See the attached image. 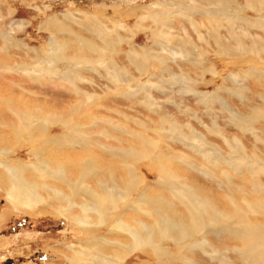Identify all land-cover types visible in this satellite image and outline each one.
Instances as JSON below:
<instances>
[{
  "label": "rangeland",
  "instance_id": "obj_1",
  "mask_svg": "<svg viewBox=\"0 0 264 264\" xmlns=\"http://www.w3.org/2000/svg\"><path fill=\"white\" fill-rule=\"evenodd\" d=\"M248 1L252 10L247 9ZM50 20L54 24H49ZM261 21H264V0H0V100L11 99L8 107L0 103V152L8 153L0 155V163L6 165L0 166V264L4 257L13 259V264H69V258L86 245L106 258L122 259L112 258V264L186 263H168L167 257L154 258L147 247L126 252L125 247L133 245L132 239L140 238L139 230L156 218L151 215L148 222L131 205L121 208L120 204L113 214L109 213L108 220L127 226L128 236L122 235L124 230L115 228L114 224L111 230L108 222L107 228L95 225L91 214L93 219L87 222L85 231L96 232L92 233V238L97 239L96 248H92L91 242L85 243L88 236H82L72 227L74 222L67 224L58 215L53 199L49 200L54 204L50 206L43 193H48L47 189L42 188L49 184L48 180L44 177L37 183L38 175L32 174L28 166L34 163L32 151H40L39 146L27 141V135L14 140L13 120L33 114L53 118L65 115L63 125L73 128L70 137L84 143L96 139L104 149L107 138L128 140L139 153L141 145L131 141L133 137L151 149L155 147L147 158L135 161L133 171L145 183L144 192L158 197L162 194L158 183L163 165L169 163L178 172L185 170L172 161V153L194 155L178 142L181 140L177 136H170L171 131L165 126L160 128L165 135L161 134L160 119L177 125V133L186 137L190 128L199 136L208 137V147L200 140L191 149L212 162L209 164L194 155V164L198 165L188 172L191 182L182 179L174 168H165L161 176L167 179V186L171 185L169 192L181 193L168 181L170 176H165L166 172L186 186L201 190L196 194L198 199L209 198V208L223 214L224 230L210 233L202 230L204 234L195 239L193 235L178 245L162 238L158 245L170 251L171 258L180 257L178 260H189L190 264H264V242L241 235L235 229L238 222L264 229V212L260 211L264 206V145L261 141L254 144L250 132L242 135L237 129L239 119L250 116L253 109L260 115L264 113V53L259 48L264 44V23ZM112 39L119 41L117 45ZM104 41L114 43L107 46ZM241 44L253 53L243 52L244 48L241 51ZM95 47L98 53L93 50ZM132 52L146 58L145 74L129 59ZM55 54L60 56L57 63L53 60ZM100 54L104 56L102 60ZM103 60L106 61L102 63ZM120 69H125L123 75ZM114 70L118 77L111 76ZM57 126L47 131L48 140L39 160L52 172L60 166L65 173L75 172L77 179L81 177L86 182L91 173L88 159L68 158L59 145L48 146L54 133L66 135ZM218 128L226 138L234 135L241 140L245 162L231 159L239 151L235 149L232 154L212 136ZM254 128L263 140L264 119L256 122ZM251 144L255 145L252 146L255 153L250 149ZM158 152L164 154L163 158ZM113 153L118 157L126 155V151ZM152 156L161 158V163L147 162ZM258 161L263 163L262 167L257 165ZM6 168L14 169V175L9 178L14 185L25 192L33 190L30 213L8 202L2 181ZM94 168L99 176L102 166L96 162ZM122 169L109 167L114 188H122L117 184ZM204 169L208 178L203 175ZM150 200L156 205L155 198ZM181 200L184 201L177 197L172 205L166 203L171 207L168 209L183 214L185 206L178 203ZM143 205L137 209L141 213L152 208L150 204ZM77 210L71 216L80 217L82 212ZM129 218L135 219L134 222L141 220L143 225ZM192 239L199 247L190 251L186 242ZM178 246L183 251L181 255L176 250Z\"/></svg>",
  "mask_w": 264,
  "mask_h": 264
},
{
  "label": "bare ground",
  "instance_id": "obj_2",
  "mask_svg": "<svg viewBox=\"0 0 264 264\" xmlns=\"http://www.w3.org/2000/svg\"><path fill=\"white\" fill-rule=\"evenodd\" d=\"M248 4H250V7L246 4L247 9L252 10L253 6L251 5V2L248 1ZM261 23H264V21H261ZM49 24H54L53 20H50ZM195 26H197V25H195ZM106 35L107 34H105V36ZM112 40L114 41L115 39H112ZM253 41L255 42L256 40H253ZM116 42L118 43L119 41L115 40V43ZM113 43L114 42L110 41V42H105L104 44L105 45L107 44V46H108V45H112ZM117 43H116V45H117ZM261 43L262 42H260V44ZM260 44H258V45H260ZM263 45L264 44H262V46ZM262 46H260L259 48L264 53V46L263 47ZM246 47L247 46H244L241 44L240 50L242 51L243 48H244V50H246ZM218 48H219V46H218ZM57 50H58V48H57ZM93 50L95 52L98 51V49L96 47H95V49L93 48ZM247 51H248V53H251V54L253 53V51H251L249 49L246 51H243V52H247ZM59 53H60V51L58 52V54ZM99 56L101 57V60L104 58V56L101 54ZM128 56H129V59L135 65V67L139 71H141L143 74L144 73V66L146 65V63H145L146 58L144 59V57H141L138 54H135L134 52L130 53ZM100 57H99V59H100ZM75 59H73V60L75 61ZM53 60L55 63H57L58 60H60V56L55 54V56L53 57ZM76 60H78V59H76ZM74 61H72V62H74ZM89 61H88V63H90ZM105 61L103 60L102 63H104ZM153 62H155V61H153ZM77 63H79V62H77ZM120 70H121L120 75H123L125 72V69H120ZM115 71L116 70L111 72V76H117ZM145 73H146V69H145ZM183 79H184V77H183ZM177 80H179V79H177ZM144 87L146 88L145 85H144ZM0 103H3L4 106L8 107V105H10V103H11V99L9 101H6V102L0 100ZM226 112L228 113L229 111H226ZM64 119H66L65 115H63L61 117L56 116L55 118H53V117H40L38 114H33L31 116H18L13 120V123H12L13 131H12V133H13V137H14L15 141L19 140L24 135H27L28 136V138L26 139L27 141L33 142L34 144L36 143L39 146L40 151H34V150L32 151V153L34 154V155H32L33 159H34V163L33 164L31 163L30 165H28L30 167L32 174L38 175L36 177L37 183H40V181H42V179L44 177L48 180L49 184L42 186V188L47 189L46 191L48 192V193H46L43 191L44 195L48 198V201L50 199H53L55 201V205L57 206L56 209L58 211V215H60V217L67 224H72L74 222L75 224L73 223L74 226H72V227H74L76 229V231L77 230L80 231L82 236L84 234L86 236H88L85 238L86 240L84 242L85 243L91 242L92 248H94V247L96 248L97 239L92 238V235L96 234V232H91V233L87 234V232H89V231H85V229H88V226H89V225H87V222L90 223L92 221V220H90V218H92V216H93L94 220L96 222L95 225L98 224V225H101L100 227L107 228L108 227L107 222L109 224L111 223L108 221L109 216H110L109 213H112L117 208H119L120 204H122L121 208L134 206L136 208L137 214L146 218V220L148 222H149L151 215H156L155 220H151L149 222V224H151V225H149V226L144 225L145 227H143L142 229L139 230V236L142 240H140V238H133L132 242H131L133 245H131L130 247L126 246L125 247L126 252L127 251H133L135 248L139 250L142 247H147L153 253L154 258L167 257L168 263L169 262H172V263L186 262L184 264H187V263L190 264L188 262L189 260H185V261L178 260L180 257L178 259L171 258L170 254H169L170 251H168L166 248H162L161 246L158 245L160 242H162L161 241L162 238L165 239L166 241H172L178 245V244H184L185 240L191 239V237L193 235H195V237H194V239H195L199 235L204 234V233H201L202 230H204L205 232L208 231L209 233L224 230L223 214L212 211L209 208V198H206L204 200H201V199L199 200L198 196L196 194L198 192L200 193L201 190L195 189V188H190V187L186 186L184 183H182L181 179H179L175 175H172V174L169 175V173L166 172L165 176H170V179L168 181L173 183L174 186L178 187V190L181 193H177V191L169 192L170 191L169 187H171V185L167 186V184H165L167 179L163 178L161 176L164 174L165 168H167L169 170L174 168V166L169 167V163H167V165H165L166 164L165 163L163 165V167L161 168V170L159 171L161 178L159 177V183L158 184L161 183L160 184L161 185L160 190H162V194H160V196L158 197L156 194L150 195V192H144L142 186H143V184L145 185V183L143 181L140 182L138 180L135 172L133 171V169H134L133 165L135 164V161L139 160L140 158L145 159L150 154H152L155 147L151 149L147 145L143 144L142 140L137 138V137H133V139L131 141L138 142L141 145V148H142L141 153H139L137 151L136 146L133 143H130L128 140H124L123 142H121V141L116 140V139L112 140L111 138L110 139L107 138L105 149H104L103 144L99 143L98 140H96V139L93 140L92 142L84 143V142H81L80 140H78L77 138L70 137V135L73 132V128L71 126H68V125H63V123H65V121H66ZM262 119H264V113L260 115V113H258L255 109H253V112L250 116H248V117L246 116V117H244V119H239V124H238L237 129L239 130V132L242 135H243V132H245V131H246L245 133L250 132L251 133V139H252V142L254 144L261 141L260 144L264 145V139L261 140L260 134L256 133L255 132L256 130L254 128V124L258 121H261ZM160 120H161V123H159L160 125L158 126L159 130H160V128H163L165 126V128H167L169 131H171L170 136H174V135L177 136L181 140L178 142H180V144H182V146H185V147L187 146L189 151H192L194 155H198V156H200V158L203 159V157L199 153L193 151L191 148L198 145L199 144L198 142L200 140H204L205 142H203V143L206 145V147H208L207 146L208 145L207 141H209L208 137L203 136V135L199 136V134L194 132L192 130V128H190V127H188V128H190V129H188V132L190 134L188 137H186L185 135H183L181 133H177V131L175 130L178 127L177 125H175L173 123L171 124V122L166 120V119H164V120L160 119ZM27 122L30 123L29 126L26 125ZM137 124H138V122H137ZM0 125H1V123H0ZM2 125H3V123H2ZM12 125H11V127H12ZM56 125H59V127L57 126L58 130L61 127L64 131H66V135L64 136V135L60 134L59 132L54 133L51 141L48 142V146L59 145L62 148L63 152H65L68 155V158L88 159L89 160V168L91 170V173L85 179V181L87 183L84 182V180L81 177H80L81 179L80 178L77 179V174L75 172H71L68 174L65 173L64 170L60 166L57 167V169L52 172L51 170H48L42 164V162L39 160L40 154H42V152H43L42 148L45 147V144L48 140L47 131H49L50 128H53ZM1 131H0V133H1ZM160 132L162 135H165V133L162 130H160ZM208 133L210 134L209 130H208ZM33 135L39 136L38 137L39 140L34 139V137H32ZM212 136L216 137V140L219 141V143L222 144L223 147L227 148L228 151H232L231 152L232 154L235 153V152H233V150H235V149H237L239 151L238 156L237 157L232 156V157H230L231 159L236 160V161H240V162H245V160L243 159V156H245V151H244L245 146H244V144L241 143L240 139L234 137V135H233V138H231V139L226 138L221 133V128H218V130L216 132H213ZM0 141H2V140H0ZM190 141H192L193 144H191V143L188 144V142H190ZM217 144H218V142H217ZM252 146H255V145L251 144V148H250L251 150H252ZM76 149L78 151H75ZM121 151H126V155L122 154L119 156L120 158L113 153V152H115L118 154ZM171 151H173V150H171ZM132 152L135 155H133ZM175 152H177V151H175ZM175 152L172 153V155H173L172 161L176 162L177 165H179V166L181 165L180 168L185 167V170L183 169L180 172H178L175 168H174V170L178 173V175H180V177L182 179H184L185 181L191 182L192 180L188 179V177H189L188 172H190L189 170L193 171L192 170L194 168L193 165H198V164H194L196 162L194 155L192 157H190L186 154L183 155V154H179L178 152L177 153H175ZM253 153H255V151H253ZM7 154L8 153L3 154V152L1 154V152H0L1 156L2 155L6 156ZM158 154L163 158V156H164L163 153L158 152ZM101 156L105 157V159H101L100 158ZM152 160L156 161L158 163V165L161 163V158H157L155 156L150 157L146 161L151 162ZM203 160H204V162H208L209 164L212 162V159L207 160L204 158ZM114 161L119 162V164L118 165L115 164ZM96 162L102 166V170H100L99 176L96 175L98 173V170L96 168H94V164ZM208 163H207V166H208ZM257 165L262 167L263 163L261 161H258ZM0 166H1V168H4L6 165L1 162ZM76 166L77 165H75L74 167H76ZM118 166H119V168H123L122 169L123 174H120L121 176H118L120 182L116 181L117 184H120L122 186V188L120 187L119 189H117V187L114 188V185L110 181V178L113 175L109 171V167L113 169V167H118ZM158 169H160V167ZM206 174H207V171L204 169V174H203L204 177L207 176ZM2 175L5 176V179H2V181L5 183L4 185L6 186V187L3 186V188H5L4 191H6V195L8 197V202L14 208H17L20 210H27L30 213L29 206L34 200L33 196H35L33 190L31 189L30 191L25 192V190L22 187L14 185L12 180L9 179L11 176L14 175V169L13 168H6V172H2ZM61 177L65 183H63ZM207 178H208V176H207ZM0 179H1V177H0ZM83 184H84V186H83ZM140 189H141V191L139 192ZM132 193L134 194V196H136L135 198H133ZM163 193H166V195L168 196V199H170L171 202L166 200L167 197H165ZM168 194L169 195L171 194V196H169ZM217 194H220V193H217ZM177 197L182 198L184 200V201L181 200L178 202L179 205L185 206L183 214H180L179 212H177L173 208L171 209V211L168 209V207H170V206H167V204L172 205L174 201L177 202ZM150 198L156 199V201H157L156 205L157 206L151 202ZM49 204H50V201H49ZM51 204H50V206H51ZM143 204H145V205L150 204L152 206V208L150 209L149 212H145L144 209H143L142 213L138 211V210H140L138 208V206L143 207L144 206ZM53 205L54 204H52V206ZM74 209H78L82 212L81 215L79 214L80 217L71 216ZM78 210H77V213L79 212ZM260 211L264 212V206L261 207ZM91 214H92V216H91ZM128 220L134 222L135 219L133 220V219L129 218ZM140 221L141 220H139V221L136 220L137 223L136 222H134V223L139 224V225H143ZM114 222H115V220H114ZM114 222L112 221V223L110 225L111 228H109L108 230H111L112 226L114 224L115 228L118 227L119 229L124 230L123 231L124 233L122 235L128 236L129 228L125 225H120V224L114 223ZM235 229H238L237 232L241 235L251 236V237L257 238V239L264 242V229H262L261 227H258L256 225L244 224V223L238 222L237 227ZM155 238H159V239H155ZM194 239L188 240L186 242L187 247H188V245L191 247L190 251H192L193 248L195 249V247L196 248L199 247V245L196 243V241H194ZM147 240H148V242H146ZM100 242L107 244L105 241H102V240H100ZM201 242H205L204 239H202ZM98 245H99V243H98ZM139 245H141V247H139ZM176 250H179L178 255H181L183 252L182 249H180V247L176 248ZM190 251L188 250V252H190ZM200 252L203 253V250H200ZM63 257L66 258L65 256H63ZM106 257L107 256H102L101 254H99L97 249L93 250L86 245L85 248L84 247L79 248V251H76L75 254L69 258L68 263L69 264H90V263L93 264V263H97V262L98 263L99 262H101V263L105 262L107 264V263H109V261L110 262L112 261L111 260L112 258H115V259H116V257L119 258V256H111V259L106 258ZM119 260H120V258L117 259V261H119ZM111 264H112V262H111Z\"/></svg>",
  "mask_w": 264,
  "mask_h": 264
},
{
  "label": "flooded vegetation",
  "instance_id": "obj_3",
  "mask_svg": "<svg viewBox=\"0 0 264 264\" xmlns=\"http://www.w3.org/2000/svg\"><path fill=\"white\" fill-rule=\"evenodd\" d=\"M2 261H3V264H13V259L11 258L4 257Z\"/></svg>",
  "mask_w": 264,
  "mask_h": 264
}]
</instances>
